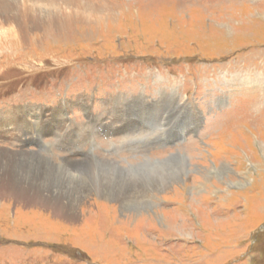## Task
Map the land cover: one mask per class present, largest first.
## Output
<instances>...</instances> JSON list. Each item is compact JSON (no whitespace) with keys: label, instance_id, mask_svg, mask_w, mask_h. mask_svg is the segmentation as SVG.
<instances>
[{"label":"rangeland","instance_id":"obj_1","mask_svg":"<svg viewBox=\"0 0 264 264\" xmlns=\"http://www.w3.org/2000/svg\"><path fill=\"white\" fill-rule=\"evenodd\" d=\"M20 148L78 217L0 195V264H264V0H0Z\"/></svg>","mask_w":264,"mask_h":264},{"label":"bare ground","instance_id":"obj_2","mask_svg":"<svg viewBox=\"0 0 264 264\" xmlns=\"http://www.w3.org/2000/svg\"><path fill=\"white\" fill-rule=\"evenodd\" d=\"M72 20L73 19L70 18L71 23H69L70 21L67 22V20H65L63 22L64 28L65 27L69 28L68 26L72 24ZM63 26L61 25V27ZM58 30L59 29H52V32L57 33ZM22 150L23 149H19L16 151L14 150V153L16 154H8V153L6 154L2 152L0 153V189H3L0 191V195L5 198L11 197L14 200H16L17 203H20V204H34V205L38 204L43 207L45 206L46 208L51 209L57 216L66 217L68 218V220H75L78 216L76 212L73 210L76 202L72 200V195H74V200H77V203L80 200L79 195L77 194L78 191L75 190L76 184L71 185L72 182L71 183L68 182L65 185L63 184L59 186L57 185V183H55L56 177L54 175L56 173L63 174L64 180L74 179L75 176L69 175V172L64 173V170L60 169V166H58V168H56V171H55V169H51L52 168L51 166L55 164L53 163L52 165H50L51 161L46 160L42 155L41 157L34 156V155L28 156V155L22 154L23 153ZM34 151L30 150L29 152L35 154ZM32 159H35V161H33ZM42 161L49 162V166L51 167L50 169L52 170V172L46 169L45 165L42 164ZM69 164L71 163L69 162ZM102 171L104 170L102 169ZM128 195H129V192L125 193V191L121 192L118 196H115V195L113 196V194L109 192L104 193V196L107 197L106 199L118 201V203L120 204V208H122V210L124 211L132 210V212L134 211L137 212L136 209H130V208L131 207L139 208V205H141V203H139L138 200L136 201L134 199L133 194H130V197L132 198L128 200L129 199ZM63 196L65 197L62 198Z\"/></svg>","mask_w":264,"mask_h":264},{"label":"crops","instance_id":"obj_3","mask_svg":"<svg viewBox=\"0 0 264 264\" xmlns=\"http://www.w3.org/2000/svg\"><path fill=\"white\" fill-rule=\"evenodd\" d=\"M38 141L39 140H37V139H33V145L37 148V149H39V150H41V153H42V146H45L46 145V143H38ZM59 144V141L58 140H56L54 143H53V145L54 146H57ZM21 149V148H20ZM36 152H39V151H37V150H35ZM40 153V152H39ZM36 154V153H35Z\"/></svg>","mask_w":264,"mask_h":264}]
</instances>
